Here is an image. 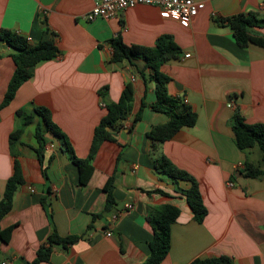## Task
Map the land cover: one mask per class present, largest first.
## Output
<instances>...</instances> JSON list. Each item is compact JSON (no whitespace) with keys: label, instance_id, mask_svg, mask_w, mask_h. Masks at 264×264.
I'll return each mask as SVG.
<instances>
[{"label":"crops","instance_id":"crops-1","mask_svg":"<svg viewBox=\"0 0 264 264\" xmlns=\"http://www.w3.org/2000/svg\"><path fill=\"white\" fill-rule=\"evenodd\" d=\"M95 1L53 0L45 7L40 0H0V31L18 33L32 45L53 41L60 51L57 58L30 68L31 78L0 111V196L15 161L9 136L24 122L18 110H50L74 155L85 159L105 104L118 102L135 77L132 112L114 133L115 141L101 144L87 185L79 183L78 168L61 139L46 133L42 165L34 150L38 119L25 128L22 145L15 148L24 184L1 221L3 229H14L7 244L0 242V264H32L53 232L79 239L54 245L49 261L39 264H142L154 235L148 217L164 205L176 206L180 215L171 226L170 250L161 264L221 257L227 264H264V178L236 174L261 156L255 148L239 150L231 126L236 108L246 123H264V48L239 47L230 28L218 22L264 11V0H195L205 8L190 25L164 18L148 5L117 18L88 21ZM255 31L264 37V27ZM162 35L172 36L182 52L161 68L171 78L168 93L186 100L197 121L154 150L147 133L169 117L150 107L157 100L155 82H145L140 73L149 76L152 71L141 59L114 63L110 41L119 36L127 45L153 47ZM12 52L0 43V103L15 70ZM143 99L147 106L133 125ZM162 155L198 181L208 211L202 223L195 221L184 196L189 184L174 182L154 168L153 160ZM112 175L116 205L106 211L104 186ZM126 204L133 208L126 211ZM116 212L121 215L112 222Z\"/></svg>","mask_w":264,"mask_h":264},{"label":"trees","instance_id":"trees-1","mask_svg":"<svg viewBox=\"0 0 264 264\" xmlns=\"http://www.w3.org/2000/svg\"><path fill=\"white\" fill-rule=\"evenodd\" d=\"M219 23L227 25L233 33L236 44L241 48H246L250 44L264 48V37L259 36L255 31L256 28L264 27V11H251L247 14H239L225 19L218 20ZM42 24L45 31H48L46 19L43 18ZM0 43L13 49L11 58L15 65L13 76L7 86L4 98L0 103V111L6 108L14 99L16 92L28 81L32 74L30 68L50 61L59 56V49L53 41L45 40L37 45H32L28 38L2 29L0 31ZM113 49L112 61L120 63L123 61H132L141 59L145 62V68L150 69L152 73L148 76L141 72L142 78L155 82V93L157 100L150 105L155 112L164 113L169 117V121L160 126L153 127L147 137L151 142L152 149H156L160 144L171 140L182 128L193 127L197 121V115L180 97H173L168 93L167 85L171 78L162 71V66L170 60H176L181 55V48L170 35H162L158 38L153 47L140 45H127L122 38L117 36L110 41ZM104 99V93H101ZM134 100V88L132 82L125 85L118 102L105 104L106 114L100 120L94 130V136L90 147L89 155L85 159L77 158L62 130L52 121L51 112L45 107L34 106L31 110L20 109L17 115L24 120L21 128L12 132L9 136V145L12 156L14 157L13 173L7 180L5 190L0 196V242L7 244L10 240L14 227L3 229L1 227L2 219L12 209L14 195L18 187L24 184V178L18 156L15 148L22 145L21 136L25 128L38 119L35 126V138L38 146L34 148L37 158L43 165L44 148L46 144L45 135L51 133L61 139L70 152L73 163L79 171V183L87 185L94 172L92 161L94 160L102 143L109 141L114 142V133L122 129V122L127 115L132 112ZM147 106L145 99L142 100L141 106L135 115L133 125L141 120L143 109ZM232 131L237 148L241 151H249L258 148L261 152V161L259 165L246 162L242 169L236 171L245 178H264V123L248 124L245 122L240 111L236 108L232 118ZM154 168L157 172L169 177L174 182L183 181L189 184V188L184 192V196L190 207L194 219L202 223L208 214L203 203L202 195L198 181L188 172L175 166L164 155L156 157L153 160ZM46 176L45 170H43ZM114 175L110 176L104 186L107 193L106 211H110L115 205L114 198ZM162 193L161 191H157ZM180 215V209L173 205H164L158 207L149 215L148 221L153 228L154 235L149 242L150 256L142 264H161L170 250L171 226L176 222ZM79 237L71 236L62 238L53 232L48 238V246H41L38 250L37 259L32 264L48 262L51 249L54 245H69L75 243ZM228 259L211 258L195 259L190 264H227Z\"/></svg>","mask_w":264,"mask_h":264},{"label":"built area","instance_id":"built-area-1","mask_svg":"<svg viewBox=\"0 0 264 264\" xmlns=\"http://www.w3.org/2000/svg\"><path fill=\"white\" fill-rule=\"evenodd\" d=\"M138 5L154 6L159 9L162 17L176 19L184 25H190L192 19L205 8L203 2L195 0H96L93 8L85 18L88 21L109 20L119 17L126 10ZM186 57H189V55H186ZM131 80L132 82L135 81V77H132ZM183 101L187 103L186 100ZM228 186L233 187V183L228 182ZM132 208L133 206L130 204L125 205L126 211ZM120 215L121 212H116L111 221H117ZM106 235L110 237L112 233L107 232Z\"/></svg>","mask_w":264,"mask_h":264},{"label":"water","instance_id":"water-1","mask_svg":"<svg viewBox=\"0 0 264 264\" xmlns=\"http://www.w3.org/2000/svg\"><path fill=\"white\" fill-rule=\"evenodd\" d=\"M40 2L43 6L47 7L53 2V0H40Z\"/></svg>","mask_w":264,"mask_h":264},{"label":"rangeland","instance_id":"rangeland-1","mask_svg":"<svg viewBox=\"0 0 264 264\" xmlns=\"http://www.w3.org/2000/svg\"><path fill=\"white\" fill-rule=\"evenodd\" d=\"M255 152H257V154L259 155V157L261 156V152H260V150L256 147L255 149ZM261 158V157H260ZM259 163L260 162H256V164L255 165H259Z\"/></svg>","mask_w":264,"mask_h":264}]
</instances>
